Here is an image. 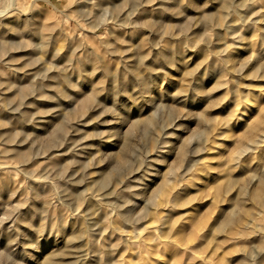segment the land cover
Returning a JSON list of instances; mask_svg holds the SVG:
<instances>
[{
	"label": "rangeland",
	"instance_id": "obj_1",
	"mask_svg": "<svg viewBox=\"0 0 264 264\" xmlns=\"http://www.w3.org/2000/svg\"><path fill=\"white\" fill-rule=\"evenodd\" d=\"M23 1L34 5L36 22L32 26L37 31L32 26L31 29L35 35L50 36L42 62H33L26 68L29 77L38 75L31 81L43 77V73L47 75L42 69L47 65L59 73L71 72V84L85 75L102 89L95 96L98 104H88L80 117V103L70 96L59 97L58 91H63L65 84L58 85L56 81L46 89L50 98L43 111L33 109V114L23 116L24 120L33 118L34 122L56 116L61 122L62 115H69L67 118L74 116L77 120H70V126H74V130L79 127L71 140L74 142L58 150L47 148L56 133L54 124L47 127L46 135L37 141L33 138L25 142L28 147L23 146L24 151L31 150L32 153H28L34 157L28 171L32 182L21 173L10 174L17 191L0 204V234L3 236L11 228H17L18 233L9 249L0 246V264H42L43 258L60 249L62 237L49 225L50 231L45 228L46 233L29 241L28 231H35L40 218L43 220L45 216L40 215L42 202L48 201L49 214H53L49 217L57 223L66 214L80 223L76 204L69 200L60 204L59 195L62 190L67 194L73 190L96 194L92 181L107 174L105 170L111 168L114 174L122 169L115 168L114 155L126 142L135 149L128 156L145 159L141 168H146L144 181L150 187L143 195L128 188L135 193V198L130 200L135 199L137 207L124 222L116 219L115 225L121 231L118 233L127 240L128 249L123 244L118 245L115 236L110 242L113 246L107 248L118 246L119 251L125 248L121 254L124 264L127 261L137 264H264V209L257 205V198H264V138L257 137L264 136V0H234L235 12L223 8L226 0H154L138 12L132 11L138 0H115L112 5L117 9L104 4L88 12L82 7L84 0H75L79 4L67 0L64 7L62 0ZM76 5L84 9L83 14ZM104 7H108L107 10ZM20 11L31 14L24 4ZM226 13L228 20L223 21ZM206 15L211 16V21L205 20ZM221 20L227 21L233 32L223 28V24L217 26ZM32 43L37 44V41L32 40ZM224 48L231 55L228 63L215 55ZM166 50L170 54L176 51L175 56L181 59L178 65L174 63L176 67L169 76L166 70L170 68L169 62L158 60L155 55L156 51L161 55ZM205 77L202 91L207 97L197 103L204 95L183 90L191 82ZM190 103L193 108L187 113L184 106ZM11 104L16 105V102ZM172 106L175 110L170 113V120L164 121ZM123 109L126 112L121 115L119 112ZM149 118L154 119L151 129L157 133L153 134L160 135L156 148L150 140L151 131L145 130L144 122ZM133 122H136L134 126ZM253 128L256 130L252 140L256 143L246 148L247 135L251 134L246 131ZM106 140L108 144L104 143ZM72 148L74 151L85 149L86 154L79 164H72ZM197 149L202 150L193 153ZM187 150L191 152L185 159L180 152ZM162 152L167 155L164 160L160 156ZM56 155L61 157L50 164L49 160ZM189 157L192 160L187 164ZM188 165L193 167L178 182L185 187L179 199L174 205H159L154 210L150 206L153 191L166 181L175 185ZM113 174L110 176L114 178ZM35 181L37 184L46 182L43 194L46 198H36L34 192L27 189L30 185L33 188ZM168 191L172 192L167 188ZM109 192H102V196ZM102 202L110 204L112 200L108 195ZM33 208L36 212H32ZM28 209L29 219L21 227L14 221L16 213ZM161 221H165V225L157 234L155 230ZM137 231H142L144 242L131 239L132 233ZM156 235L170 240L171 246L164 245L160 239L149 240ZM101 244V241L94 243L97 248ZM71 257L70 253L54 254L52 263L71 264Z\"/></svg>",
	"mask_w": 264,
	"mask_h": 264
},
{
	"label": "bare ground",
	"instance_id": "obj_2",
	"mask_svg": "<svg viewBox=\"0 0 264 264\" xmlns=\"http://www.w3.org/2000/svg\"><path fill=\"white\" fill-rule=\"evenodd\" d=\"M42 1L46 2L47 0H42ZM114 1L115 0H84L81 3L83 4L82 7H84L85 9H88L87 10V12H88L89 9L93 10L94 7H100L101 8V6L104 4L112 5L114 3ZM153 1L154 0H138V3L135 2L136 5L134 6V8L132 7L133 8L132 11L138 12L146 4L149 5V3H153ZM68 2H67V0H62V3L64 4L63 7ZM75 2L73 4H75ZM125 2H127V1H125ZM1 4H2V6H0V204L2 203V201L5 198H10L9 197L10 193L12 194V192H13V194H15V192L17 191L15 182H13V180H11L10 174H15V172L21 173L25 176V179H28L29 183L32 182V181H30L31 179H29L30 173L28 171H29V168H30L33 160H34V157L31 156L32 155L31 150L28 151V152H31L30 153L31 155L27 151L26 152L24 151L23 146L26 145L25 142L32 141L33 138H35L33 140V141H35L37 138L44 136L45 129L51 125L53 126V124H54V129H55L54 131L56 133H53V136L51 139L49 138L51 146L50 147L47 146V148L52 149V147H54V149L56 148L58 150L64 146L66 147V144L71 142L75 133L78 131L77 129H78L79 125H78V127L76 126L77 129L75 127V130L72 128L74 126H70L71 124L69 123V121L72 120L73 118L75 120V118H76L74 116L72 117L71 114H70L72 117L71 119L67 118L69 115H67V116L62 115L63 119L61 122L58 121L59 117H56V116L55 117L54 116L53 117L48 116L47 118L45 117L44 119H42V118L37 119V121H35V122H34L33 118H30L28 121L23 119L25 117V115H29L33 111V109H36V110L39 109L40 112L43 111L45 105H47V100L50 98L48 96L49 93H48V91H46V89L55 85L56 81H57L58 85H61L62 83H63V85L65 84L63 91L62 90L58 91V96L62 97V98L70 96L72 99L75 100V102H79L80 107H79L78 113H79L80 117L82 116L81 113L83 111L87 110L89 105L92 104V106H94V105L98 104V102L96 100L97 98L95 96L102 89V87H100L97 83L92 82L90 79H86L85 75L83 78L81 76L82 79H80L78 81H76L77 80L76 79L75 80L76 82H73L71 84L70 83V82H72L71 72L68 71L69 73H67V72L59 73V72H56L53 69V67H50V66L46 67L47 65H44V64H43L44 67L43 68L41 67L44 70V72H46L47 75L50 73H53V74H51L50 76L48 75L49 76L48 77L47 75H45V73H43L44 74L43 77L38 78L35 81H31L32 77L36 78V77H38V75L36 74L35 75L36 77L35 76L29 77L30 75L27 74L26 68H28L30 65H32L33 62L34 63L35 62H42L43 58L46 56V45L48 44L50 36L48 35L49 37L47 36V38H46V36H44V34L43 35H38V34L35 35V33L32 31L31 26L32 25L35 26L34 22H36L35 21L36 18L33 16V13H35L36 11L33 10L34 5L32 3H27V2L25 3L23 0H1ZM23 4L30 10L31 14L29 16H28V13L22 14V12L20 11V8ZM76 4H79V3L76 2ZM234 4H235L234 0H226L223 3V8L224 9L229 8V11L235 12L234 11V7H235ZM72 6H74V5H72ZM152 7H151V9H152ZM157 7L160 9L161 5L158 4ZM77 8H78V10L82 11V14L84 13V9L83 8H82L83 10L79 9V8H81V7H79V5L77 6ZM104 8H105L104 10H107L108 7H104ZM70 9H71V7H70ZM113 9H117V7L113 6ZM128 9L129 8H127V10ZM72 10H74V9H72ZM94 10H96V9H94ZM101 10H103V9H101ZM37 11L39 12L38 7H37ZM76 11H77V9H76ZM81 11L79 13H81ZM105 12H107V11H105ZM52 13H54L53 10H52ZM141 13H143V11ZM133 14H135V13H133ZM122 16H124V15H122ZM22 17L24 19H22ZM111 19H112V17H111ZM224 19L228 20V14L227 13L225 14V16H223V21H224ZM205 20L211 21V16L206 15ZM57 21L59 22L62 20H56V22ZM112 22H114V21H112ZM117 22H120V21H117ZM59 23H58V25H59ZM221 24H223V28H225V29L230 28V31L233 32V29L231 27H229V24L227 21L222 22V20H221L220 22H218L217 26H221ZM33 26H32V28H34ZM38 31H39V29H38ZM39 34H42V33H39ZM37 35L39 37L34 38V36H37ZM32 40L37 41V44L32 43ZM239 40L241 41L243 39L240 38ZM227 51L228 50L225 48L221 49V50L219 49V50H217V52H215V55L218 56V58H223V60H225V62L228 63L231 60V55H229ZM157 54H159V53H157V51H156L155 55L158 56L157 57L158 60H161L164 62L165 61L169 62L168 66H170V68H166L167 75L168 76L172 75V73L174 72L173 69H175V67H176L174 65V63H176L178 65V61L181 60L180 58H177L175 56V55H177L176 51L175 52L173 51L170 54V51L166 50V52L161 53V55L160 54L157 55ZM152 57L153 56H151V58ZM43 63H45V62H43ZM41 68H40V71L42 70ZM262 71H264V68L262 69ZM79 75L80 74H78V76ZM202 75L205 76V74H202ZM78 79H79V77H78ZM206 80H207V78L205 77V78H200L199 80H196L195 82L194 81L191 82L189 86L187 85L188 88L184 89L183 92H186L188 90H192L195 95L201 94V96L203 97L204 92L202 91V85L206 83ZM216 87H218V85ZM206 97H207V95H204L203 99L199 97L200 100L197 103H200L202 100L204 101L206 99ZM148 99H150V98H148ZM13 101L16 102V105L11 104V102H13ZM196 101L197 100L190 101V102L193 103ZM182 103L185 105V101H183ZM191 103L188 106H187V104H186V106L183 105L184 107H186L187 113H190L192 111L191 108H193V105H191ZM20 107H21V109H20L21 111H19ZM169 108L170 109H169V112L167 111L166 117L164 116L165 117L164 121L170 120V117L172 116L170 113L172 112V110H175V106H172ZM33 112H32V114H33ZM124 112H126V111L123 109L119 113H122L121 115H123ZM75 121H77V120H75ZM77 123H75V124H77ZM135 123L136 122H133V124L131 123L132 126H134ZM153 123H154V119L149 118L144 122V125L146 127V129H145L146 131L147 130L151 131L150 140L153 142L152 143L153 148H156L158 139H160V135L158 134L159 136L158 135L155 136L153 134V133H157V132H154L153 129H151L152 127H154ZM16 125H18L20 127L16 128ZM255 130H256V128H253V129L246 131V132H248V134L251 133L250 136L247 135V141L245 142V143H247L246 148L248 147V144L254 145L256 143L254 140H252V135L255 132ZM246 132H244V133L247 134ZM31 135H33L32 138H30ZM257 137L264 138V136H257ZM108 139L109 138H107V140ZM107 140L104 142L105 144H108ZM73 142H71V143H73ZM71 143H69V144H71ZM27 145H26V147H28ZM74 147H76V146H74ZM27 150H28V148H27ZM72 150H73V148H72ZM134 150H135L134 145L129 143V142H126L125 144H123L121 150L118 153H115V155H114L115 168H120V169L122 168L121 170H123V171L120 172L121 171L120 170L119 171L120 173L118 171H116V173H114L116 175L115 176L112 172L113 170L109 167L110 168L109 171L105 170V172H108L107 174H105V175L102 174L101 177H99V180L92 181L93 184L95 185V188L97 189L95 191L96 194H94V192H90L87 194L86 193L83 194L80 192L77 193V191H74V190L71 191L69 194H67L65 190H62L61 194L60 195L58 194L59 197L57 200L59 201L60 204L65 203L66 200H69L70 203H72L71 201H73L76 204L77 207H76L75 211H76V215H80V218H81L80 223L75 222L76 218H75V220L70 219L68 214H66V216L61 215L62 218L59 216L61 219H60V222L57 223L56 222L57 220L55 221L54 218L52 220L51 217H49V216H52L53 214H49V211L51 209L49 210L48 201L45 200L42 202V204H41L42 212L40 215L42 216V214L43 215L45 214V216L43 217V220H41L42 217L38 215L39 217H41L39 220L40 223L38 222L39 224L37 225L35 231H31V230L28 231L29 241L30 240L34 241L38 237H41L42 234L46 233L45 228L50 226L52 228H56V231H53V232H55L56 234L59 233V235L62 237L61 244L63 243L61 245L62 247L60 249L57 248V250H54L53 253H51L47 257L43 258L44 260H43L42 264H53L52 258H53L54 254L64 255L66 253L72 254V257L70 259H73V262L71 264H124L121 254H123V252H125V248H122V250H120V251L118 249L119 248L118 246L115 249L113 248L114 250L110 249L114 244V243L113 244L110 243L111 239L114 236L117 239L116 241L119 242L118 245L123 244L128 249V246L126 244L127 240H123L122 237L118 233V232H120V234H121V231L115 225L117 222L116 219L118 218L124 222V220L128 217V215L137 207V204L135 202L136 200L133 199L132 200L133 202H131L130 199L135 198V196H134L135 193H137V195H143L145 193V191L150 187V184L145 183V181H144V179L146 178L145 177L146 168L144 166V168H145L144 171H142L144 168L143 169L141 168V164L143 162H145V159L142 160V158L140 156H137L138 158H135L136 156H133L134 158L130 157L131 155L129 153L133 152ZM201 150L202 149H197V150L193 151V153L200 152ZM242 151L243 150H241V152ZM190 152H188V150L185 151L184 153L181 151L180 155L185 156L184 158L187 159L188 156H190L189 155ZM59 153H60V151H59ZM84 153H85L84 148L76 149L74 151V155L72 156V164H75V163L79 164ZM133 153H132V155H135ZM128 154L130 156H128ZM160 154H161L160 156L163 157L162 160H164L165 156H167L166 152H162ZM58 155L53 156V159L49 160L50 164L54 163V159L61 157ZM34 156H35V154H34ZM36 156L39 157L38 154H36ZM191 160L192 159L189 157V160H187V164H190ZM34 164H37V163L35 162ZM80 166H82V164ZM188 166L186 168L187 170H185L184 173L181 174V177L179 176V179H178L179 181H177V183H175V185H172L171 183L166 181V182H163L158 187V189L153 191V194L151 195V199H150V206L153 207L154 210L159 205H169V204L174 205V203L177 201V199H179L180 194L183 193V191L185 190V187L178 185L179 184L178 182L183 180L184 176H186L191 171L193 166L192 167L189 166V169H188ZM107 168L108 167H106V169ZM115 168H113V169H115ZM73 173H75V172H73ZM111 173L115 176L114 178L112 175L110 176ZM138 173H140L141 175L138 176V178H135V175H137ZM111 177L113 178V180L111 179ZM36 179H39V178H36ZM28 182H27V184H29ZM148 182H152V181H148ZM33 185H34L33 188H31L30 186H32V185H30L27 187V189L30 191H33L36 198H39V197H45L46 198V196L43 195L45 193V187L47 185L46 182L41 181V183L39 182V184H37L35 181ZM128 188H130L132 190H136V192L135 193L131 192V190L129 191ZM167 188H169V190H172V192L169 193V191H168V193H167L166 192ZM14 189H15V191H14ZM101 190H103L102 192H105L107 190L110 191L108 194L105 195V196L109 195V199L112 200V202L110 204H106V203L102 202V200H104L105 196H102ZM124 194H126V195H124ZM31 202H32V200H31ZM40 202H41V200H40ZM257 205L261 209H264V198H257ZM29 206H30V204H29ZM35 207H37V205ZM29 209L25 212L22 211V213L21 212L16 213L17 216L15 217V220L13 219L14 217L12 218V220H14L15 222H18L19 225L21 227H23V225L26 224L25 223L26 220L29 219V216H30ZM24 210H26V209H24ZM34 211H35V209L32 212H34ZM16 212H17V210H16ZM38 212H40V211H38ZM34 215H31V217L32 216L35 217ZM36 215H37V213H36ZM59 217L57 219H59ZM34 219H36V218H34ZM34 219H32V220H34ZM156 220L159 221V218L157 217ZM9 221L11 222V220H9ZM36 221H38V220H36ZM78 221H79V219H78ZM164 222L165 221L159 222L160 226L157 227L155 230L157 232V234L162 231V228H164V225H165ZM168 229L170 230L171 228H168ZM47 230L50 231L49 228H47ZM2 231H5V230H2ZM17 233H18L17 228H13V229L11 228V230H7L3 234V236L0 234L2 236L0 239V246H4L6 249H9L10 245L13 246L12 245V244H14L13 238L15 237V235H17ZM141 233H142V231H137L135 233L133 232L130 237H131V239H134L137 243L144 242L145 240H143V241L141 240V238H142ZM48 234H49V232H48ZM161 238H162V236L156 235L155 238L152 239V237H151V238H149V240L151 242H154V240L160 239V240H162V243L164 245L171 246L170 240L165 239V238L161 239ZM99 241H101L102 244H101V246H99V248H97L94 245V243L95 242L98 243ZM33 243H35V242H33ZM52 244H55V242H53ZM108 246L110 247L109 249L107 248ZM127 249H126V251H127ZM15 254H16V252H15ZM9 255H12V253H9ZM111 260L114 262L110 263ZM65 264H67V263H65ZM126 264H137V263L132 262V261H127Z\"/></svg>",
	"mask_w": 264,
	"mask_h": 264
}]
</instances>
